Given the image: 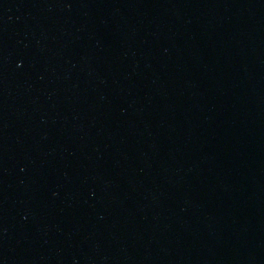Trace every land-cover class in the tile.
<instances>
[{
  "label": "water",
  "instance_id": "95a60500",
  "mask_svg": "<svg viewBox=\"0 0 264 264\" xmlns=\"http://www.w3.org/2000/svg\"><path fill=\"white\" fill-rule=\"evenodd\" d=\"M0 264H264V0H0Z\"/></svg>",
  "mask_w": 264,
  "mask_h": 264
}]
</instances>
